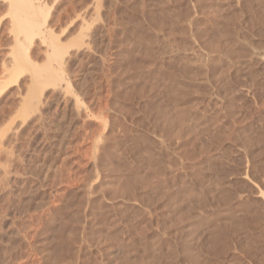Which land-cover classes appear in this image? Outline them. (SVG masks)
I'll use <instances>...</instances> for the list:
<instances>
[{
	"label": "rangeland",
	"instance_id": "rangeland-1",
	"mask_svg": "<svg viewBox=\"0 0 264 264\" xmlns=\"http://www.w3.org/2000/svg\"><path fill=\"white\" fill-rule=\"evenodd\" d=\"M39 4L0 0V264H264V0Z\"/></svg>",
	"mask_w": 264,
	"mask_h": 264
},
{
	"label": "bare ground",
	"instance_id": "bare-ground-1",
	"mask_svg": "<svg viewBox=\"0 0 264 264\" xmlns=\"http://www.w3.org/2000/svg\"><path fill=\"white\" fill-rule=\"evenodd\" d=\"M10 1V7L14 10V14H12V16L14 17L13 19H14V21H15V23H16V28H17V30L19 31V32H26L27 31V26H29L28 24H27V21H26V19H24V17H26L27 15H29V14H31L32 12H34V10H35V6H39L40 4H39V2H40V0H9ZM45 17V16H44ZM173 23V22H172ZM176 23V22H175ZM179 24V23H178ZM182 24H184L183 22H182ZM175 26V25H174ZM173 27V26H172ZM182 29H184V28H182ZM25 34V33H24ZM29 35V34H28ZM17 36H18V34H17ZM26 36V35H25ZM172 36V35H171ZM28 40V39H27ZM144 40V39H143ZM25 42V41H24ZM23 42V43H24ZM27 42V41H26ZM214 42V41H213ZM17 43H19L18 41H17ZM21 44V43H20ZM212 44V43H211ZM18 45V44H17ZM22 46V45H21ZM20 46V47H21ZM18 48V47H17ZM24 48V47H23ZM211 48H212V46H211ZM213 49H214V46H213ZM25 52H26V50H25ZM23 53V52H22ZM24 55V54H23ZM58 56H59V54H58ZM60 57H61V55H60ZM59 58V57H58ZM60 61V60H59ZM61 63V62H60ZM45 68V67H44ZM47 71H51V70H49V68H48V70ZM46 70H45V72H47ZM183 72V71H182ZM185 73V72H184ZM47 74H49V75H52V76H54L51 72L50 73H48L47 72ZM155 76H156V74H155ZM158 76V75H157ZM156 76V77H157ZM163 77V76H162ZM48 78H50V76L48 77ZM54 78V77H53ZM53 78H51V79H53ZM166 78V77H165ZM168 78V77H167ZM172 78V77H171ZM54 79H56V78H54ZM58 80H59V78H57ZM170 79V78H169ZM173 80V79H172ZM49 83H50V80H47ZM53 81H55V80H53ZM171 81V80H170ZM169 82V81H168ZM172 82V81H171ZM176 83V82H175ZM167 86V85H166ZM176 86V85H175ZM170 87V86H169ZM181 88V87H180ZM165 89V88H164ZM167 89H169V88H167ZM183 89V88H182ZM179 90V89H178ZM167 92V91H166ZM174 92V91H173ZM177 96V95H176ZM74 104V103H73ZM76 104V103H75ZM163 108V107H162ZM159 109H161V106H160V108ZM162 110V109H161ZM160 110V111H161ZM164 111V110H163ZM163 111L161 112V114L163 113ZM184 111H181L180 113L182 114ZM165 113V112H164ZM163 113V114H164ZM183 115H184V113H183ZM186 115V114H185ZM184 115V116H185ZM172 116V115H171ZM178 116V115H177ZM159 117V116H158ZM166 117V116H165ZM182 117V116H181ZM175 118V117H174ZM167 119V118H166ZM169 119V118H168ZM164 120V119H163ZM183 126V125H182ZM167 128V127H166ZM171 131V130H170ZM173 132V131H172ZM178 132H179V130H178ZM177 133V132H176ZM171 133H169V135H170ZM178 134V133H177ZM176 134V135H177ZM181 134V133H180ZM175 134L173 133V136H174ZM142 139V138H141ZM148 140V139H147ZM148 141H150V140H148ZM146 143H148L149 144V142H146ZM151 144H153V143H151ZM154 147V146H153ZM152 147V148H153ZM152 153V152H151ZM150 153V154H151ZM148 155V154H147ZM151 157V156H150ZM148 159V158H147ZM149 159H151V158H149ZM155 159V158H154ZM150 162V161H149ZM115 172V171H114ZM153 172V171H152ZM158 172V171H157ZM154 173V172H153ZM132 176V175H131ZM138 176V175H137ZM152 176L151 175H149V177H146L147 179L149 178V180H151L152 178H151ZM158 177V176H157ZM161 177V176H160ZM135 179V178H134ZM138 179V178H137ZM137 179H135L132 183H140V184H143V185H145V182L143 183V181H145V178H144V180L142 181L141 179L140 180H137ZM149 180H146V182H149ZM151 183V182H150ZM150 183H147V184H150ZM129 184V183H128ZM147 186V185H146ZM145 188V187H144ZM113 190H116V189H113ZM129 190V189H128ZM165 191V190H164ZM121 192V191H120ZM123 193V192H122ZM112 194V193H111ZM114 195H115V193H113ZM112 194V195H113ZM119 194V193H118ZM125 194V193H124ZM158 194V193H157ZM160 194H161V192H160ZM168 193H165V195L166 196H168L167 195ZM132 195V194H131ZM121 196V195H120ZM129 195H127V197H128ZM164 196V195H163ZM130 199V198H129ZM228 201V200H227ZM254 212V211H253ZM252 212V213H253ZM257 216V215H256ZM257 218V217H256ZM218 219V218H217ZM216 219V220H217ZM252 219V218H251ZM258 219V218H257ZM255 220V219H254ZM254 220H253V222H254ZM256 222H257V220H256ZM223 227V226H222ZM214 228V227H213ZM215 229V233H214V236L211 238V240L213 239V240H215L216 241V243H217V241H219V233H220V230L219 229H221V228H214ZM213 229V230H214ZM222 230V229H221ZM223 231V230H222ZM116 233V232H115ZM212 234H213V232H212ZM223 234V233H222ZM221 234V235H222ZM113 235V237H115L114 236V234H112ZM109 237V236H108ZM113 237H112V239H113ZM116 238V237H115ZM108 239V238H107ZM213 240H212V242H213ZM113 241V240H112ZM115 241V240H114ZM117 241V240H116ZM214 241V242H215ZM213 242V243H214ZM172 244V243H171ZM170 246V245H169ZM222 249H223V246L221 247ZM168 249V248H167ZM174 253V252H173Z\"/></svg>",
	"mask_w": 264,
	"mask_h": 264
}]
</instances>
